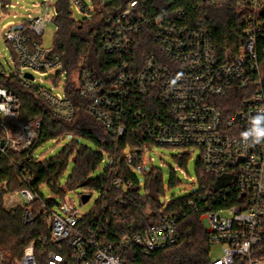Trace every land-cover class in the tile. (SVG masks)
<instances>
[{
	"label": "built area",
	"instance_id": "1",
	"mask_svg": "<svg viewBox=\"0 0 264 264\" xmlns=\"http://www.w3.org/2000/svg\"><path fill=\"white\" fill-rule=\"evenodd\" d=\"M69 1L72 11L76 9L83 20H91L111 2L90 0L88 5L83 0ZM0 2L4 11L14 7L10 0ZM57 2L47 0L42 6L46 12L56 7L57 16ZM205 5H232L245 14L244 43L234 59L223 60L218 55L212 33L203 21L182 23L186 19L184 10L153 18L136 17L137 2L133 1L112 19L113 27L102 41L107 53L118 56L121 73L117 82L107 88L90 69H84L79 95L92 102L89 112L113 136L125 135V121L129 118L149 138V143L137 150H126L120 160H108L111 189L126 191L133 187L132 180L120 170L121 160L130 172L143 175L153 162L147 158L148 153L156 147L180 150V160L198 149L205 173L225 177L230 183V187L219 192L207 191L205 198H230L232 202L225 209L206 212L202 218L210 243L223 247V257L212 258L209 264H264V259L257 256L263 244L264 144L247 145L240 139L248 116L264 109V75L259 56V43L264 40V0H202L200 7ZM28 17L25 22L4 26L3 37L15 55V71L10 73L0 60V77H15L25 89L47 102L54 117L72 121L74 110L65 94V83L60 86L66 75L61 73L62 60L50 55V50L37 40L45 33L48 15ZM143 37L151 39L154 48L139 64L134 61V54ZM36 75L57 83L55 88L61 92L35 85ZM154 94L160 97L164 108L156 113L154 121H149L144 101ZM0 105L4 106L0 109V159L9 152H27L35 145L42 123L20 122L19 98L4 87H0ZM21 179L28 187L8 192L6 199L28 208L24 213L27 225L36 219L29 207L39 201V212L46 218L49 234L32 240L20 259L11 260L0 254V264H125L128 247H138L144 255L151 256L180 239V215L170 214L144 230L124 236L117 244L108 243L98 223L87 221L94 209L82 214L66 196L62 203L50 206L47 198L32 188L35 179L28 171L21 174ZM7 185L8 181L4 182L1 189L6 191ZM98 194V200L111 197L106 190H99ZM84 195L91 199L92 193L81 195L82 204Z\"/></svg>",
	"mask_w": 264,
	"mask_h": 264
},
{
	"label": "trees",
	"instance_id": "2",
	"mask_svg": "<svg viewBox=\"0 0 264 264\" xmlns=\"http://www.w3.org/2000/svg\"><path fill=\"white\" fill-rule=\"evenodd\" d=\"M133 1L137 2L134 10L136 17L153 18L182 9L186 12V19H182V23L203 21L211 31L216 51L223 60L234 59L244 43L246 17L232 5L200 7L202 0H111L106 8L91 20L77 21L73 17L70 1L58 0L55 20L57 32L50 55L58 56L62 60L61 73H66L64 90L73 106V120L63 121L54 117L47 102L37 93L25 89L15 77H0V87L9 89L19 98V121L27 124L38 121L42 123L35 145L30 150L21 154L9 152L0 159V254L11 260L20 259L25 247L32 240L49 234L46 218L39 212V201L29 207L36 217L32 225L24 223L27 207L18 206L8 210L4 206V198L8 192L28 187L21 179L25 170L35 179L32 188L42 196L44 187L50 188L62 199L68 191L78 187L97 192L108 191L111 194L110 199L97 200L94 211L87 220L88 223H98L103 238L108 243L117 244L124 236L156 224L165 215H180L178 243L151 256L144 255L138 247H128L124 253L125 264H209L212 260L213 245L209 241L202 218L206 212L225 209L232 202L230 198L220 201L206 199L205 193L227 189L230 187L228 179L206 174L199 161L198 191L181 201L164 204L161 202V196L164 194L163 174L157 169L142 175L143 184L139 175L130 172L121 160L120 170L125 178L134 183L133 187L126 191L111 189L112 175L108 161L103 174L93 178V174L105 160H120L126 150L135 151L149 143V138L141 131L139 124L129 118L125 121V135L122 138L113 136L89 112L92 102L79 95L80 75L84 69H90L95 78L102 80L107 88L117 82L121 73L118 56L107 53L103 49L102 41L106 31L113 27L112 19L127 10ZM211 12L216 14H210ZM142 40L144 42H140L134 54V61L139 64L145 61L154 48L151 39L143 37ZM259 56L264 75V40L259 43ZM144 104L149 121H154L152 119L157 117L156 113L164 108V103L156 94L148 97ZM66 136L73 139L58 157L48 161L34 158L33 152L40 145ZM75 138L89 140L95 148L80 145ZM74 153V171L66 186L60 187V179ZM186 159H181L182 165L186 163ZM6 181L7 190L3 191L1 186ZM170 185H175L173 176ZM191 202L195 205L191 206ZM46 203L50 206L57 204L53 198L46 199ZM104 207L108 208L104 210ZM262 235V249L257 256L264 259V225Z\"/></svg>",
	"mask_w": 264,
	"mask_h": 264
},
{
	"label": "rangeland",
	"instance_id": "3",
	"mask_svg": "<svg viewBox=\"0 0 264 264\" xmlns=\"http://www.w3.org/2000/svg\"><path fill=\"white\" fill-rule=\"evenodd\" d=\"M44 1L47 0H10L11 5H13L14 7H10L8 11H4L2 9V3L0 2V60L4 63L6 69L10 73L12 71H15V55L12 52L11 46L5 41L3 37L4 26L9 22L19 24L27 21L29 15H44L45 13H47L48 17L45 21V33L43 36L38 37L37 40L46 50H51L54 48V38L57 32V24L54 21V19L56 18V7H52L46 12L45 7L42 6ZM83 1H85L88 5H91L90 0ZM106 1L107 3H109L110 0ZM52 3L56 5V1H53ZM213 13L214 12H211L210 14ZM73 17L77 21H81L84 19V16L79 14L76 9H73ZM65 81L66 75L63 77L60 86H63V83H65ZM34 84L48 90L53 89L55 93L61 92L58 88H55L57 83L48 80L46 77L36 75V81L34 82ZM72 139L73 137L66 136L64 138L47 141L36 149L34 158L41 161H48L50 159L56 158L70 144ZM75 140L78 141L80 145L95 148L94 144L89 140H86L84 138H75ZM181 154L182 152L180 150H173L163 147H156L148 153L147 158L153 159L152 164H149L147 166L148 172L152 167L151 169H157L163 174L164 194L161 196L162 203L181 201L191 196L192 194H195L199 189L198 162L201 157L200 151L196 149L190 156L184 157L187 159L186 163H184L183 165L181 164V160L179 159ZM75 157V153L70 157L68 168L60 179V187H64L68 183L75 168ZM107 161L108 160H105L100 169L95 171V173L93 174V178H97L103 174ZM172 176L175 179V185L173 186L170 185ZM139 177L143 183V176L139 175ZM84 192L92 193V197L87 203L82 204L81 195ZM42 194L44 198L55 199L57 204H60L63 201V199L60 196L56 195L50 188L44 187L42 189ZM6 198L7 197L5 195L4 206L6 209L10 210L13 207H18L15 202L8 201ZM98 198L99 194L97 191H92L88 188L83 187H78L66 193V199L75 204V206L80 209L82 214L91 212L95 208ZM223 255V247L221 245H213L211 257L221 259Z\"/></svg>",
	"mask_w": 264,
	"mask_h": 264
},
{
	"label": "clouds",
	"instance_id": "4",
	"mask_svg": "<svg viewBox=\"0 0 264 264\" xmlns=\"http://www.w3.org/2000/svg\"><path fill=\"white\" fill-rule=\"evenodd\" d=\"M3 107L0 105V109ZM247 119L248 125L240 133L242 142L247 145L264 144V109H260L255 115H249Z\"/></svg>",
	"mask_w": 264,
	"mask_h": 264
},
{
	"label": "water",
	"instance_id": "5",
	"mask_svg": "<svg viewBox=\"0 0 264 264\" xmlns=\"http://www.w3.org/2000/svg\"><path fill=\"white\" fill-rule=\"evenodd\" d=\"M27 77H29V78H33V76L32 75H30V74H27ZM82 199H83V202L84 203H87L88 201H89V199H90V196L89 195H84L83 197H82Z\"/></svg>",
	"mask_w": 264,
	"mask_h": 264
}]
</instances>
